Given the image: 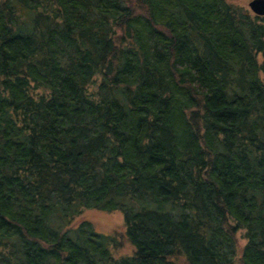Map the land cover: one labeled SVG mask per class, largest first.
<instances>
[{"label":"trees","instance_id":"1","mask_svg":"<svg viewBox=\"0 0 264 264\" xmlns=\"http://www.w3.org/2000/svg\"><path fill=\"white\" fill-rule=\"evenodd\" d=\"M135 1L0 0V264H264V15Z\"/></svg>","mask_w":264,"mask_h":264},{"label":"rangeland","instance_id":"2","mask_svg":"<svg viewBox=\"0 0 264 264\" xmlns=\"http://www.w3.org/2000/svg\"><path fill=\"white\" fill-rule=\"evenodd\" d=\"M132 6H135V0H128ZM232 3L247 6L250 9L249 3L251 0H231ZM251 10V9H250ZM252 11V10H251ZM82 221H90L95 229L99 232L114 235L120 244L113 248L115 256L130 255L133 253L134 248L131 242L126 236V224L124 221L123 213L120 210H100V209H86L80 216L74 221V225L81 223ZM243 230H240V242L241 246L244 244Z\"/></svg>","mask_w":264,"mask_h":264},{"label":"water","instance_id":"3","mask_svg":"<svg viewBox=\"0 0 264 264\" xmlns=\"http://www.w3.org/2000/svg\"><path fill=\"white\" fill-rule=\"evenodd\" d=\"M250 9L257 15H264V0H251Z\"/></svg>","mask_w":264,"mask_h":264}]
</instances>
